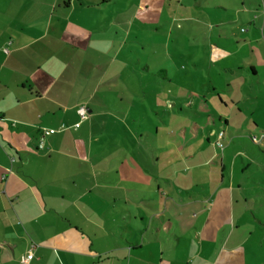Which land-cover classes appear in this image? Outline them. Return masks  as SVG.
<instances>
[{"label": "crops", "instance_id": "1", "mask_svg": "<svg viewBox=\"0 0 264 264\" xmlns=\"http://www.w3.org/2000/svg\"><path fill=\"white\" fill-rule=\"evenodd\" d=\"M220 131L222 186L184 192ZM248 136L264 0H0V264H264V159L232 155L260 174L236 192L228 152Z\"/></svg>", "mask_w": 264, "mask_h": 264}, {"label": "rangeland", "instance_id": "2", "mask_svg": "<svg viewBox=\"0 0 264 264\" xmlns=\"http://www.w3.org/2000/svg\"><path fill=\"white\" fill-rule=\"evenodd\" d=\"M215 102L220 104L219 103L220 100L218 99L217 96H215ZM186 129H189V127H187ZM221 132H225V131H220L217 135V138ZM217 138L216 137L215 139L212 138L211 144L213 145L212 146L213 149L211 150L210 144L206 145V148L203 151L199 150V152L197 153V158L194 162V165L199 164L202 161L207 159V158L203 159L204 156L209 158L210 154L213 153L215 159L212 162V165H211L212 167L203 166L200 168V170H196V172L194 173L193 171L189 173L185 171L182 172L180 181H181L182 190H184V192H215L218 188L222 186L221 183H222L223 169L221 166V162H222L223 157L226 156L223 150H225L226 146H228L229 142H231V138L229 139L228 137L224 138L223 140L224 148H221L217 145V141H218ZM198 140L206 144V140L204 137H202V134H199ZM247 140L248 142L237 139L235 143L233 144L236 146V148L235 149L232 147L228 148V152L230 151L231 158H232V155L235 154V152L237 153L239 149H242V151L245 153H247V151L251 152V155H253L255 159L256 158L264 159V152H263L264 148L260 147L251 136H248ZM199 141L189 139L188 141L183 142V147L184 148L187 147L190 149L192 153H195L197 148L199 147ZM210 150H211V153H210ZM231 160H234L237 162V166L235 167V171L233 174V176L235 175V182H234L235 185L234 186L236 188L235 189L236 192H241V191L242 192H253L255 189V187L253 186V182H254L253 179L254 180L257 179L259 181L260 177L258 178V176L260 174H258L256 178H252V176H255L253 173H251V171H253V168L246 169L245 166L243 165V161L241 157H238V159L232 158ZM186 165L188 164L185 161L183 166H186ZM228 167H229V170H231L232 164L228 163ZM228 172L231 173V171H228ZM169 174H171L170 171L166 173V176L168 177ZM228 176H230V174H228ZM241 181L244 183L245 189L247 191L240 190L238 188V184ZM179 185H180V182H179ZM261 195H262V198H261L262 204H264V192H261Z\"/></svg>", "mask_w": 264, "mask_h": 264}, {"label": "built area", "instance_id": "3", "mask_svg": "<svg viewBox=\"0 0 264 264\" xmlns=\"http://www.w3.org/2000/svg\"><path fill=\"white\" fill-rule=\"evenodd\" d=\"M80 115L82 117L83 120L87 119L88 118V109L85 107V106H82L80 108ZM80 124H77L76 127H78ZM256 139V138H255ZM217 145L221 148H224V144H223V140H224V133L221 132L220 135L218 136L217 138ZM39 148L40 149H43L44 148V140L43 138H41L40 140V143H39ZM33 257V249L30 250L28 256H27V259H31Z\"/></svg>", "mask_w": 264, "mask_h": 264}, {"label": "trees", "instance_id": "4", "mask_svg": "<svg viewBox=\"0 0 264 264\" xmlns=\"http://www.w3.org/2000/svg\"><path fill=\"white\" fill-rule=\"evenodd\" d=\"M199 109H201V107H199ZM196 129H197L196 126H192V127L189 128V129H183V130L181 131V134L183 135V134H185V133H188V134H190V135H193Z\"/></svg>", "mask_w": 264, "mask_h": 264}]
</instances>
